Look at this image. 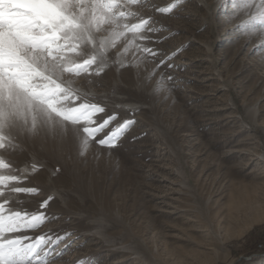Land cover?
Segmentation results:
<instances>
[{
  "label": "rangeland",
  "instance_id": "1",
  "mask_svg": "<svg viewBox=\"0 0 264 264\" xmlns=\"http://www.w3.org/2000/svg\"><path fill=\"white\" fill-rule=\"evenodd\" d=\"M0 264H264V0H0Z\"/></svg>",
  "mask_w": 264,
  "mask_h": 264
},
{
  "label": "bare ground",
  "instance_id": "2",
  "mask_svg": "<svg viewBox=\"0 0 264 264\" xmlns=\"http://www.w3.org/2000/svg\"><path fill=\"white\" fill-rule=\"evenodd\" d=\"M53 152V151H52ZM72 152V151H71ZM50 157V156H49ZM52 159V158H51ZM54 159V158H53ZM58 159V158H57ZM67 170H68V168H67ZM242 201L243 202H245V201H247V197H242ZM244 209L242 208V211H243Z\"/></svg>",
  "mask_w": 264,
  "mask_h": 264
}]
</instances>
